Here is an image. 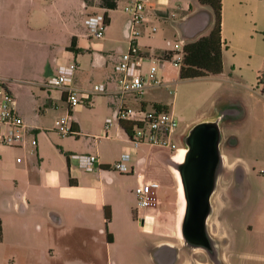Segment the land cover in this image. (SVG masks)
Masks as SVG:
<instances>
[{"label": "crops", "instance_id": "crops-1", "mask_svg": "<svg viewBox=\"0 0 264 264\" xmlns=\"http://www.w3.org/2000/svg\"><path fill=\"white\" fill-rule=\"evenodd\" d=\"M131 1L112 0L116 8L109 10L101 7L100 0H0V77L11 81L9 88L15 95L18 114L34 129V134H37L38 126L18 104L27 81H33L40 88V83L52 77L57 67L75 63L73 84L77 88L86 89L97 84L114 88V65L128 48L125 26L129 19L128 16L127 20L120 21L114 13L119 3ZM220 5L222 71L218 75L184 80L195 82L192 102L202 109V114L185 132L189 133L201 123L213 124L219 136V163L206 221L208 230L215 224L221 228L219 236L209 230L214 248L221 254L222 261L217 263L264 264V254L234 249L232 231L226 222L232 200L248 201L252 191L245 187L254 181L259 187V204L255 222L248 225L246 233L264 237V95L254 89L256 75L264 68V0H220ZM156 7L161 13L155 12ZM172 12L178 13L179 18L171 20ZM104 13L108 17L104 37L94 40L89 36L85 20ZM145 13L147 22L138 45L141 50L159 56L174 54L175 43L183 48L208 35L214 22L212 9L198 0H148ZM151 26L157 28L153 34L150 33ZM72 41L78 52L69 50ZM159 69L163 81L175 88L177 82H183L179 79L180 68L168 61L161 62ZM38 90L42 106L48 112L59 110L57 114L63 116L65 104L61 93ZM162 90L146 92L142 103L173 109L175 100L171 104L166 102ZM109 104L114 112L118 99H111ZM83 110L77 107L72 118L73 114ZM73 128L77 133L75 137L91 138L93 145L101 140L118 142L112 160L96 153L98 163L93 171L86 172L79 160L72 158L77 154L61 144L55 149L57 167L45 169L46 160L38 142L35 149L27 145L14 149L16 152L26 150L30 160L25 163L22 159L17 162L19 157L15 159L13 179L19 188L14 196L0 199L3 244L8 242L7 234L13 228L20 234L16 246L33 251L38 264H97L99 258L106 264H114L112 248L117 240L114 230L118 216L116 208H119L120 229L126 238L125 252L129 255L126 258L141 256L145 259L142 247L146 246L150 234L155 237L153 249L156 251V259H150V264H210L201 263L197 256H192L190 262L180 256L183 246L159 229V223L166 221L169 215L168 210L156 209L159 201L138 215L135 211L134 190L140 183H164L170 187L165 177L170 179L173 175L175 179L173 159L177 158L178 152L148 145L133 147L116 124L109 129L107 139L101 137L104 123L99 134L85 132L76 118H73ZM0 148L4 147L0 145ZM123 153L128 154L127 165L131 173L119 176L108 172L107 167L118 161ZM2 167L0 160V170L4 169ZM119 177L132 181L128 195L110 188ZM165 202L170 204L169 200ZM175 204L177 229L179 197ZM104 207H109L111 212L107 231H104ZM103 234L105 243H102ZM107 234L111 235V242L107 241Z\"/></svg>", "mask_w": 264, "mask_h": 264}, {"label": "built area", "instance_id": "built-area-1", "mask_svg": "<svg viewBox=\"0 0 264 264\" xmlns=\"http://www.w3.org/2000/svg\"><path fill=\"white\" fill-rule=\"evenodd\" d=\"M147 1L132 0L123 7L129 15L125 26L128 48L119 55L114 65L115 81L112 90L104 84L86 89L77 88L73 84V76L77 69L75 63L59 66L52 77L40 83V87L54 89L61 93L66 110L61 118L54 121L56 131L61 137L77 135L72 118V112L77 107H89L93 96L106 95L118 99V106L112 118L104 121L102 138H109V129L116 124L133 147L148 145L165 148L178 152L177 155L182 156L183 159L187 149H179L175 144L177 122L172 111L168 108L157 109L153 106L148 109L141 101L143 95L151 90L164 88L170 94L172 85L163 81L159 75V65L161 62L168 61L180 68L184 58L183 48H180L177 43L173 46L175 53L171 56L154 55L139 48L138 39L143 35L144 24L147 22L145 13ZM155 12L161 13L158 7L155 8ZM169 16L171 20L179 18L176 12L170 13ZM106 26L103 14L89 16L85 20L89 36L95 40L103 38ZM156 30V26H151L150 33L153 34ZM10 82L0 77V143L14 148H23L27 145L35 149L37 141L34 129L27 126L18 114L15 95L9 88ZM254 89L264 95V69L257 73ZM72 158L79 160L86 172L93 171L95 164L98 163L96 155H74ZM173 160L177 162L176 159ZM16 161L20 162V158ZM127 162L128 154L123 153L118 161L107 168L120 174H130L131 169ZM98 167L101 165L98 164ZM155 189L156 184L151 182L140 183L135 188L137 215L140 211L156 205ZM140 221L144 222V219L141 218Z\"/></svg>", "mask_w": 264, "mask_h": 264}, {"label": "rangeland", "instance_id": "rangeland-1", "mask_svg": "<svg viewBox=\"0 0 264 264\" xmlns=\"http://www.w3.org/2000/svg\"><path fill=\"white\" fill-rule=\"evenodd\" d=\"M129 3V2H128ZM127 4V3H126ZM124 3H119L117 7V12L114 13L115 17L120 21H124L128 19V13L123 10ZM105 33V32H104ZM104 37V36H103ZM126 38V37H125ZM95 40V39H94ZM125 51V50H124ZM69 65V64H68ZM67 66V65H64ZM58 68V67H57ZM264 69V68H263ZM57 70V69H56ZM74 78V76H73ZM49 79V78H48ZM194 81H183L177 82V86H171V93L169 94L167 90L164 88L161 92L166 102L169 104L175 100V105L173 109L170 107V111L173 110V115L177 122V128L175 131L174 141L175 144L183 147H187V139L190 132L198 125H195L188 131L186 129L191 126L196 118L202 114V109H200L199 105H195L193 101L194 97L191 94L193 93V85ZM24 89L21 91L19 95V108L24 110L29 119L35 126H38V131L36 135V141L38 145L42 148V156L46 160L45 169L56 168L58 164V160L56 158V146H64L66 150H70L71 152L77 155H95L101 154L106 155V160H112V154L117 150L118 142L113 140H101L99 144L93 145V140L91 138L85 137H75V136H66L61 137L54 126V121L61 118L62 115L59 114V110L55 112L54 109H51L52 112H48V109L42 106V99H39L38 89H42L45 92L57 91L54 89H44L39 87L31 82H26ZM98 85V84H97ZM94 85H91L88 88H91ZM59 92V91H57ZM114 99L111 96L106 95H98L93 96L91 99V103L93 102L92 107L88 109V107H82L83 111L73 114V118H76V121L80 123L82 129L90 134H99V128L102 126L104 121L107 118H112V108L109 104V101ZM65 107V106H64ZM147 108L150 109L151 106L147 105ZM66 110V107H65ZM58 113V114H57ZM204 124V123H201ZM115 125V124H114ZM200 125V124H199ZM62 144V145H61ZM3 149L0 148V160L2 161V165L4 168L0 170V199L8 198L10 195H15L17 192L18 185L14 182V174L13 172L16 170L15 159L19 157L23 160V162L27 163L30 160V157L27 156L26 150H17L14 151V147H8L0 144ZM245 156V153H244ZM71 159V156H70ZM75 159V158H74ZM177 161L180 160V156L176 158ZM115 162V161H114ZM113 162V163H114ZM111 163L110 165H112ZM178 163L173 162V168L177 171ZM11 172V173H10ZM108 172L115 173L117 175L128 176L129 174H120L118 172L112 171L108 169ZM175 175V174H174ZM171 177V175H170ZM170 180V181H169ZM165 181L168 182L170 187L167 185H163L161 183H156V200L160 202L157 205L156 209H160L162 211L168 210L169 215L166 221L163 223H159V229H161L164 233L171 235L173 230L175 229V208H177V204L175 206V200L178 201L179 192H178V181L175 176V179L172 175L170 179L165 177ZM172 186V187H171ZM110 188L112 190L117 189L121 191L123 194L128 195L130 189H132V181L130 178H115L112 182ZM246 190L250 189L252 191L251 197L248 201L243 202L240 199L232 200V209L227 216V226L228 229L232 231V243L234 249L239 251L240 248H244L245 251H254L255 253L264 254V250L262 246H264V237L257 238L255 235L247 234L246 229L248 225H251L252 221L255 222V212L257 210L259 204V197L257 196V191L259 187L256 185L254 181L250 182V185L245 187ZM136 200V198H135ZM169 200L170 204H167L165 201ZM136 204V201H135ZM109 206V205H108ZM110 207V206H109ZM136 211V205H135ZM116 214L118 215L116 218V228L114 230L117 240L112 248V256L114 259V264H150V259H156L155 254L156 251L153 249V241L155 239L154 236L148 235L145 241L146 246L142 247V252L146 255L145 259L141 256H135L134 258H126L125 256H129L125 251L126 248V238L123 234V231L120 229L121 222V212L119 208H116ZM180 216V215H179ZM118 219V220H117ZM177 220V224H178ZM1 222V221H0ZM182 222V221H181ZM253 222V223H254ZM212 224V222H210ZM209 230L211 233H214L215 236H219L221 233V228L218 225H210ZM105 231V228H104ZM107 231V230H106ZM110 233V232H109ZM111 234V233H110ZM26 234H23L25 236ZM27 236V235H26ZM8 242L4 243L0 241V264H38L35 261V253L33 251H29L27 249L18 248L16 246V242L20 241V234L15 231L13 228H10V231L7 234ZM171 238V237H170ZM175 238H172V240ZM175 240L181 244L183 240L181 237ZM176 242V243H177ZM102 243H105V234L102 236ZM184 250H181V255L187 258L188 262H190V258L192 254L190 250L186 247H183ZM103 252V250H102ZM125 252V253H124ZM200 253V254H199ZM105 255V253H104ZM196 256L201 263H208L207 259L204 258L203 253L201 251L196 252ZM70 258V257H69ZM183 258V257H181ZM97 264H106L103 259H97Z\"/></svg>", "mask_w": 264, "mask_h": 264}, {"label": "water", "instance_id": "water-1", "mask_svg": "<svg viewBox=\"0 0 264 264\" xmlns=\"http://www.w3.org/2000/svg\"><path fill=\"white\" fill-rule=\"evenodd\" d=\"M218 141L219 136L213 124L196 126L188 136L183 163L178 164L176 169L186 201L181 225H184L191 210L193 226L198 232L204 224L209 195L214 186L217 162L219 163ZM191 152L195 153L192 160L189 158Z\"/></svg>", "mask_w": 264, "mask_h": 264}, {"label": "trees", "instance_id": "trees-1", "mask_svg": "<svg viewBox=\"0 0 264 264\" xmlns=\"http://www.w3.org/2000/svg\"><path fill=\"white\" fill-rule=\"evenodd\" d=\"M101 7L109 10L116 8L112 0H100ZM201 5H207L212 9L214 22L208 35L203 36L195 42L188 43L183 47L184 58L179 69V79L195 80L207 77L209 75H218L222 71V58L220 49V23H221V5L220 0H198ZM106 25L108 24L107 14L104 13ZM69 50L78 52L72 41ZM168 55V54H167ZM157 109L165 108L160 105H154ZM71 182V180H69ZM104 228L107 230L111 219L109 207L103 208ZM2 237L0 222V241ZM110 234H107V241L111 242Z\"/></svg>", "mask_w": 264, "mask_h": 264}, {"label": "flooded vegetation", "instance_id": "flooded-vegetation-1", "mask_svg": "<svg viewBox=\"0 0 264 264\" xmlns=\"http://www.w3.org/2000/svg\"><path fill=\"white\" fill-rule=\"evenodd\" d=\"M194 156H195V153L191 152L189 158L192 160ZM210 196H211V193L209 195V199H210ZM175 212H176V208H175ZM209 213H210V208L208 206L207 215L205 217L204 224L201 227V231L198 232L197 230H195L193 226L194 221L192 219L191 210H189V215L186 221L184 222V225L180 224V227L178 230L175 227V229L173 230L174 234H171L169 238L171 237V239L175 238V240H178L177 238H179L180 236L183 240L182 246L190 250L192 256H196V252L201 251L203 253L204 258L207 259L208 263L218 264L217 262L222 261L221 256H220L221 254L220 252H218V250H215L214 248L215 243L211 239L210 237L211 234L209 233V230L206 226V221H207ZM182 223H183V220H182ZM174 226H175V223H174Z\"/></svg>", "mask_w": 264, "mask_h": 264}, {"label": "bare ground", "instance_id": "bare-ground-1", "mask_svg": "<svg viewBox=\"0 0 264 264\" xmlns=\"http://www.w3.org/2000/svg\"><path fill=\"white\" fill-rule=\"evenodd\" d=\"M176 163L178 164H182L183 163V159L182 156H180V160L177 161ZM174 174L177 178L178 181V192H179V208H180V216H179V221H178V227L177 230L180 227L183 215H184V211H185V206H186V201H185V197H184V193H183V187L181 185L180 179H179V173L177 171L174 170ZM180 182V183H179ZM180 237V236H179Z\"/></svg>", "mask_w": 264, "mask_h": 264}]
</instances>
